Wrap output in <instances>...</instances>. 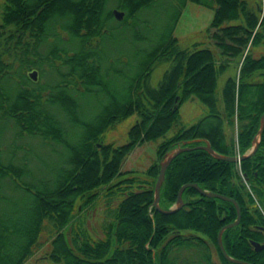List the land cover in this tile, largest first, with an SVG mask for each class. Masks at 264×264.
Instances as JSON below:
<instances>
[{"label": "trees", "instance_id": "16d2710c", "mask_svg": "<svg viewBox=\"0 0 264 264\" xmlns=\"http://www.w3.org/2000/svg\"><path fill=\"white\" fill-rule=\"evenodd\" d=\"M110 1L122 11L120 21L113 19ZM158 1L2 0L0 144L2 134L9 133L11 139H35L54 153L57 148L65 157L64 166L42 164L44 175L34 177L24 162L0 156V264H23L38 245L43 221L51 233L46 259L54 264H238L225 260L216 244L218 229L235 218L231 202L185 187L178 210L161 214L153 209L158 161L183 141H190L180 144L190 149L166 167L159 207L168 209L185 183L233 198L240 217L222 232V246L231 258L264 264V248L255 252L250 244L264 241V125L256 150L239 163L245 181L236 163L195 148L207 140L216 153L232 155L224 120L236 123L240 153L251 146L264 110V54L254 58L243 50L247 43L264 46V10L259 17L258 5L247 0H189L213 11L206 32L211 30L216 55L206 47L181 48L172 36L186 0H168L176 7L170 24L167 18L159 29L143 20L144 28H138L137 13ZM121 31L130 47L125 51L109 41ZM241 55L237 75L223 83L219 110L217 76ZM157 63L168 66L150 87L147 80ZM255 76L260 81H252ZM189 97L203 103L207 113L164 138L144 171H119L135 146L165 136ZM131 114L136 120L125 143H101L106 130ZM99 193L106 204L121 198L109 211L103 237L93 238L77 212Z\"/></svg>", "mask_w": 264, "mask_h": 264}, {"label": "rangeland", "instance_id": "374dc122", "mask_svg": "<svg viewBox=\"0 0 264 264\" xmlns=\"http://www.w3.org/2000/svg\"><path fill=\"white\" fill-rule=\"evenodd\" d=\"M254 5H258L259 11L258 16L262 15L264 10V0H247ZM2 0H0V9H1ZM112 1L108 2L107 7L111 10H118L112 6ZM176 7H174L173 3L168 0H160L152 5L149 9H143L139 11L136 15L138 28L142 27L141 21H147L148 24L155 26L156 28L161 29L162 25L166 23L168 18V24H170L171 20H169V14L171 12H175ZM122 12V11H121ZM123 14V13H122ZM213 11L210 8H206L200 5H197L189 0H186L184 5L182 6L179 15L177 16L173 26L171 34L177 39V45L181 48L191 49L193 45H196L198 48L206 47L213 54L217 55L218 49L214 45V42L210 39L209 34L211 30L206 32V29L210 23L212 18ZM123 16V15H122ZM113 17V15H112ZM114 19V17H113ZM122 19V17H121ZM120 19V20H121ZM115 21H120L116 20ZM228 24H232L229 22ZM125 33L123 31L119 33H115L112 35L111 45L112 48L128 50L130 48L125 42ZM137 45V44H136ZM249 47V48H248ZM248 49V51H247ZM124 50V51H125ZM247 51V52H246ZM249 53L252 57L256 58L261 54H264V46L262 45H249L246 44L243 55ZM115 55L117 52H113ZM125 56L128 58L129 52H125ZM125 57V58H126ZM241 57L229 60V65L224 69L222 73L217 76L216 79V87H215V95L218 99V109L221 110V89L223 83L227 77H233L237 75L238 67L241 63ZM125 58L123 60L125 61ZM227 59L228 58H224ZM121 65H119L120 67ZM167 63H157L154 64L153 68L150 71V75L148 77V85L150 87H155L159 82L164 70L167 68ZM29 75L35 80L36 73L33 71L29 72ZM38 80L42 82L43 78L39 77ZM252 81H260V77H252ZM207 113L206 106L201 103L196 97H189L184 100L179 108L178 114L179 118L175 125L165 133L164 137H159L153 141H147L142 143L141 145L135 146L121 161L119 171H144L153 161H155V151L157 145L164 139L172 135V133L178 127H187L192 123L196 122L200 117ZM136 120V115L131 114L126 118L117 122L112 128L106 130L102 137L101 143H109L113 146L123 144L127 141V130ZM222 129L225 136L226 141L232 140L233 142V155L241 154L237 150L236 146V123L233 121L232 125H228L227 121L224 120L222 123ZM5 136V137H4ZM4 139L2 140V144H0V156L3 161L7 159L12 163H21L24 162L26 167L30 170V174L34 177L40 176V174L44 175L42 171L43 165L45 164L48 168H59L63 165L62 159L65 157V152L56 148L55 153L47 147L41 146L40 142L38 143L35 139H28L21 137L11 136L10 134H2L1 136ZM13 144V145H12ZM16 144H21L22 148H14ZM99 147V146H97ZM250 148V146H249ZM248 148V149H249ZM246 149V151L248 150ZM23 150L25 153L23 154ZM243 154V153H242ZM37 170V173H36ZM240 174V171H238ZM118 198L110 200L108 204H106V199L102 193H99L95 198L93 203L89 205L83 212L79 214V222L82 227H84L93 238H101L103 237V227L109 222V211L116 204ZM78 202V201H77ZM76 202V204H77ZM43 228L38 235V245L34 248L32 255L23 263V264H54L51 263L48 259H46V255L49 252L50 246V238L51 233L48 231L46 221L42 222ZM213 258L215 259L214 251L212 250Z\"/></svg>", "mask_w": 264, "mask_h": 264}, {"label": "water", "instance_id": "95a60500", "mask_svg": "<svg viewBox=\"0 0 264 264\" xmlns=\"http://www.w3.org/2000/svg\"><path fill=\"white\" fill-rule=\"evenodd\" d=\"M112 15H113L114 19L120 20L123 14H122L121 11H118V10L114 9V10H112ZM263 125H264V110H263V112L260 115L259 122H258V128H257L255 134L253 135L252 139H251L250 148L246 152H244L243 154H241L239 156L222 155V154L216 153L210 147V145H209L207 140H202L203 144L197 145L195 148H199V149H202V150L206 151L214 159H219V160H223V161H226V162H236L238 160H243L246 157L252 155L254 153V151L256 150L258 142H259V136L261 134ZM192 141L197 142V141H199V139H194ZM189 142L190 141H183L180 144L184 145V144H188ZM180 144H177L175 147H173L172 149L167 151L163 155V157L158 161V173H157L154 185H153V200H152L153 209L155 211L161 213V214H171V213L175 212L176 210H178L183 205V201L181 199V192H182V190L185 187L193 188L200 196L213 197V198H218V199H221V200H224V201L231 202L232 205L234 206V209H235V218H234L233 221L222 225L218 229V231L216 233V244H217V247H218L219 251L221 252V254H222V256H223V258L225 260H227L229 262H232V263H238V264H250V263H247L245 261L238 260V259H235V258H231L230 256H228L226 254L223 246H222V243H221V234H222V232L225 229L229 228V227L235 226L238 223V221H239L240 209H239V206H238L237 202L233 198L227 197L225 195H222V194H219V193H216V192L203 190L202 188L197 186L195 183H185V184H182L178 188V190L176 192L175 202L168 209L164 210V209L159 207V205H158L159 189H160L161 184L164 181V172H165L166 167L168 166L169 162L171 161V159L174 156H176L178 153H180L182 151L190 149L189 147L181 146ZM250 244L253 247V250L255 252L260 251V250H262L264 248V242L263 243H259V242H255V241H250Z\"/></svg>", "mask_w": 264, "mask_h": 264}, {"label": "flooded vegetation", "instance_id": "af4514ba", "mask_svg": "<svg viewBox=\"0 0 264 264\" xmlns=\"http://www.w3.org/2000/svg\"><path fill=\"white\" fill-rule=\"evenodd\" d=\"M244 152H246V150H245ZM244 152H243V153H244ZM241 154H242V153H241ZM241 154H239V155H241ZM232 155H233V154H232ZM240 162H241V161H240ZM236 169H237L238 171H240L239 164L236 165ZM240 176H241L242 180L245 181V179H244V175L240 173ZM261 231L264 233V228H261ZM263 242H264V241H263ZM263 242H262V243H263Z\"/></svg>", "mask_w": 264, "mask_h": 264}, {"label": "bare ground", "instance_id": "6f19581e", "mask_svg": "<svg viewBox=\"0 0 264 264\" xmlns=\"http://www.w3.org/2000/svg\"><path fill=\"white\" fill-rule=\"evenodd\" d=\"M214 10V9H213ZM260 21V20H259ZM256 29V28H255ZM235 156H239V155H237V154H234ZM251 156V155H250ZM249 157V156H248ZM247 158V157H246ZM219 160V159H218ZM240 161H242V160H238V161H236V162H233V163H236V165H238L239 163H240Z\"/></svg>", "mask_w": 264, "mask_h": 264}]
</instances>
